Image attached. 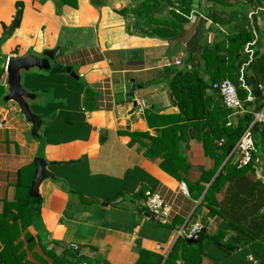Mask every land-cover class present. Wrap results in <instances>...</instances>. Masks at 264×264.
<instances>
[{"label":"crops","instance_id":"crops-1","mask_svg":"<svg viewBox=\"0 0 264 264\" xmlns=\"http://www.w3.org/2000/svg\"><path fill=\"white\" fill-rule=\"evenodd\" d=\"M66 1L0 0V219L17 205L20 183L30 198L37 157L51 164L55 176L39 188V212L17 224L12 248L22 262L58 264L66 252L76 256L66 264H151V255L165 262L199 225L197 244L190 245L198 246L203 234L221 236V244L208 239L201 260L188 254L191 264H264V240L247 241L223 229L235 221L247 228L252 220V212L232 210L237 187L251 206L260 182L255 198L264 202L263 150L256 147L243 179L217 193L223 214L211 217L203 203L227 163L239 158L237 144L222 161L224 117L215 108L230 113L226 127H237L245 115L264 125V0H184L192 2L183 15L187 21H178L179 30L169 37L150 35L154 24L136 22L134 11L146 0ZM172 1L177 6L179 0ZM18 4L21 24L11 30ZM173 11L164 6L155 18L170 23ZM244 32L251 40L237 66V84L246 113L231 117L209 88L211 117L191 121L182 115L171 89L174 78L199 69L211 83L203 50ZM56 48H68L57 62L72 67L75 77L23 72L24 88L36 96L30 107L42 120L35 134L19 106L3 102L7 67L12 58ZM177 59L180 66H167ZM149 192L170 206L167 224L147 209ZM229 246L237 247L229 252Z\"/></svg>","mask_w":264,"mask_h":264},{"label":"trees","instance_id":"trees-1","mask_svg":"<svg viewBox=\"0 0 264 264\" xmlns=\"http://www.w3.org/2000/svg\"><path fill=\"white\" fill-rule=\"evenodd\" d=\"M213 1V0H212ZM67 3L66 0H63ZM191 1L179 0L177 6L172 0H146L140 8L134 11L139 24H143L148 21L150 24H154L156 28L151 31L150 35L156 37H169L176 33L179 28L175 24L187 21V18L183 15H189ZM164 6L173 7V12L170 14V23L165 18L163 21L156 20L155 13ZM178 10L179 12L175 11ZM23 6L17 5V13L15 19L10 26L11 30H16L22 20ZM172 18V19H171ZM137 23V24H138ZM5 29L7 27H4ZM245 31V30H243ZM251 40L250 35L247 32L241 34L238 37H229L226 43H219L208 48H205L202 52V57L205 62L206 70L210 76L211 83L205 81L199 69H194V73H184L181 76L174 78L171 89L174 97L178 101V105L182 115H190L191 121H197L203 118H210L212 113L209 112V103L213 101V97L207 93L209 88H212L213 83H217L223 80H230L237 88L239 97L242 96V90L237 84V66L241 59L242 52L246 44ZM201 109V114H198V110ZM215 112L222 114L224 120L222 121L221 133L219 138L227 140L223 147L224 155L221 157L222 161L228 158L237 146L241 136L245 130L249 127L252 128L255 144L259 151H262V145L264 141V125L256 123L255 119L250 115H245L243 119L239 120L237 127L227 126L229 124L228 117L230 113L227 111H221L219 107L215 108ZM216 138V137H215ZM218 138V139H219ZM217 139V138H216ZM42 141V139H41ZM250 167L239 169L236 163L232 166L231 160L225 166V173H220L216 180L209 188L207 194L204 197L203 203L210 210L211 217L218 215L222 211L223 205L219 204L216 200L217 193L221 192L223 186L227 183H233L235 180L243 179V174ZM258 186L260 182L254 184V191L252 192V201L254 203L244 205L242 194L239 195L242 188L237 187V199L231 201L232 210L236 207V212H248L253 213L252 220L248 222L247 228L242 226L240 222L235 221L228 223L223 229L228 231H235L239 235L244 237V240L252 241L255 239L264 240V202L260 199L255 198ZM28 189L24 188L22 183L19 184L20 198L15 206H9L5 215L0 219V264H26L22 262L21 257L18 256L16 251L12 248L14 242L17 240V224L22 222L24 224L31 220L32 216L39 212V198L30 199L28 197ZM251 207V208H250ZM252 209V210H251ZM223 214V213H222ZM223 238V235H222ZM213 240L214 245L221 244L219 239L221 236L209 237L207 234L201 235L198 246L187 244V238L180 239L173 249L171 255L166 259L160 255H151V264H177L182 259L183 264H191L188 259V254L191 257L198 258L199 260L203 257L202 245L207 243V240ZM240 241L237 242V245ZM231 247V248H229ZM228 251L232 252L237 246H229ZM181 253V255H180ZM143 258L149 254L142 253ZM76 258L73 252H66L63 257L56 258L55 263L66 264L69 258ZM141 258V260H143ZM140 264V262H139Z\"/></svg>","mask_w":264,"mask_h":264},{"label":"water","instance_id":"water-1","mask_svg":"<svg viewBox=\"0 0 264 264\" xmlns=\"http://www.w3.org/2000/svg\"><path fill=\"white\" fill-rule=\"evenodd\" d=\"M68 49V48H67ZM67 49L56 48L54 50H46L41 55L29 54L22 58H12L9 60L7 67V84L8 95L3 102H15L24 118L33 125V132L37 134L41 126V118L38 117L31 109L29 101L35 100V95L29 93L23 86V72L28 73L34 69L40 72L49 73L51 75L70 74L75 77L72 67L60 65L57 58ZM137 86H133L130 97H134ZM211 95L217 97L214 90H209ZM35 176L29 192L30 198L37 199L39 197L40 186L48 180H54L55 176L48 170L49 164L44 158L37 157L34 161ZM150 216V214H148ZM199 233L195 234L191 239L187 240L188 244H197Z\"/></svg>","mask_w":264,"mask_h":264},{"label":"built area","instance_id":"built-area-1","mask_svg":"<svg viewBox=\"0 0 264 264\" xmlns=\"http://www.w3.org/2000/svg\"><path fill=\"white\" fill-rule=\"evenodd\" d=\"M173 65L180 66L181 60H173L167 64L169 67ZM260 88L262 89V86ZM212 89L220 96L224 107L232 112L231 117L242 116L246 113V109L239 98L238 90L230 80L213 83ZM262 150L264 152V141ZM237 151L239 153V158L236 161V165L239 169L246 168L253 163L257 149L251 127L247 128L241 136L238 142ZM146 207L154 219L163 224L168 223L170 206L167 205L159 195L150 192L147 193ZM201 228L202 227L199 225L195 226L187 238H192L194 234L201 231ZM74 248L77 249L76 246H74Z\"/></svg>","mask_w":264,"mask_h":264},{"label":"bare ground","instance_id":"bare-ground-1","mask_svg":"<svg viewBox=\"0 0 264 264\" xmlns=\"http://www.w3.org/2000/svg\"><path fill=\"white\" fill-rule=\"evenodd\" d=\"M257 122V121H256ZM258 123V122H257Z\"/></svg>","mask_w":264,"mask_h":264}]
</instances>
